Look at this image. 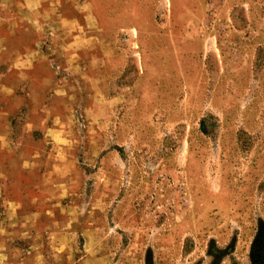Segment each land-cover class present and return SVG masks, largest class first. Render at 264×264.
I'll list each match as a JSON object with an SVG mask.
<instances>
[{
    "label": "rangeland",
    "instance_id": "rangeland-1",
    "mask_svg": "<svg viewBox=\"0 0 264 264\" xmlns=\"http://www.w3.org/2000/svg\"><path fill=\"white\" fill-rule=\"evenodd\" d=\"M0 264H264V0H0Z\"/></svg>",
    "mask_w": 264,
    "mask_h": 264
}]
</instances>
